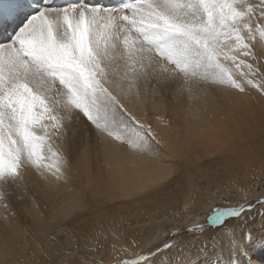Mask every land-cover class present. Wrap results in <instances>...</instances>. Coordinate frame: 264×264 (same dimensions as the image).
Segmentation results:
<instances>
[{
    "label": "snow or ice",
    "instance_id": "6c2138e0",
    "mask_svg": "<svg viewBox=\"0 0 264 264\" xmlns=\"http://www.w3.org/2000/svg\"><path fill=\"white\" fill-rule=\"evenodd\" d=\"M209 89L264 99V0H0V207L12 220L13 196L39 209L29 172L46 193L84 172L87 181L53 208L51 225L67 238L58 264H256L264 226L257 241L248 222L264 221V180L245 183L225 169L213 187L190 180L173 190L184 164L164 157L172 145L160 128L170 122L149 115V96L155 107L170 90L193 99ZM93 139L109 163L121 149L133 156L105 188L87 173ZM207 196L224 206L200 223L196 205ZM148 198L147 232L103 211L109 200ZM89 212L85 227H67Z\"/></svg>",
    "mask_w": 264,
    "mask_h": 264
},
{
    "label": "bare ground",
    "instance_id": "6f19581e",
    "mask_svg": "<svg viewBox=\"0 0 264 264\" xmlns=\"http://www.w3.org/2000/svg\"><path fill=\"white\" fill-rule=\"evenodd\" d=\"M156 99L159 101V97ZM228 102L231 103L229 111L224 107ZM147 103L149 110H151L153 107V99L151 96L147 98ZM152 111H149L150 116L154 117L155 115H159L164 124L170 122V127L160 128L164 140L172 145L171 151L168 149L163 150L164 157L165 159L171 158L174 162H182L184 164L182 173L191 174L196 166L200 167L202 164H205V167L209 170L203 171L207 172L209 178L215 182V177L225 169H230L234 173L235 162L241 157L242 152L245 155L251 156L252 165L261 168L260 163L264 157L260 153L255 152L259 146L264 145V99L260 98L259 95L253 93L252 96H241L236 93H226L218 90L214 92V90L209 89L205 94L188 99L187 96H176L174 90H170L165 94V99L157 103L152 108ZM157 123L153 119L154 126ZM79 138L80 136L78 140L82 137ZM222 138L224 139L221 142ZM84 142V144H88L86 140ZM92 143L97 145L94 139ZM91 157L95 160L105 159L104 149L96 147L93 152L89 151L88 159ZM229 158H231L230 161ZM134 159L145 165H152L157 168L161 164L160 161H150L140 156H135ZM217 161H223L225 164L217 165ZM208 162H211L209 163L210 168L206 165ZM132 163V154L125 153L121 149L119 157L109 163L110 171L107 176L100 174L94 175L90 171L87 173L97 179L101 188H105L116 175L123 174V168H130ZM77 171L80 170L76 169L74 173ZM236 175L245 183H255L252 180L253 177H256L258 181L264 180V173L258 174L257 171H255V175L247 173H237ZM206 177L208 176L206 175ZM80 179L86 182L87 175L81 172ZM80 179H77L73 184L53 186L52 190L46 193L42 187H39L42 184L40 178L31 172L28 173L26 183L29 184L28 187L31 191H38L37 199L40 202V207L39 209L33 207L30 199L26 200V202H21V204H17L16 212L19 215L16 220H12V217L8 215L9 221H12L11 224H9V221H5V215H2L4 225H10V227L5 228V235L3 236L5 238L1 239L0 264H6L9 257L17 258L19 264H53L52 257H56L54 255L55 252H42L38 247L39 244L44 246L51 245L49 236L53 229L56 230L57 237L65 238L59 230L51 225L53 208L59 204L66 203L73 197V192L70 189L75 188L79 190ZM133 179L137 178L133 177ZM180 182L181 179L177 178L171 185L172 189L175 190L176 183ZM89 200L92 201L93 198L90 196ZM153 200L154 198H148L146 200H140L136 204L129 203V201L125 200H109L104 211L114 213L115 207L123 209L129 205L130 208L135 206L140 208L146 202ZM209 200L212 202L202 204L197 212L207 211L210 205L216 201L215 198L211 197H209ZM24 203L31 208V211H25L24 209L25 212L22 211L21 205L23 207ZM45 204H47V207H45ZM91 216L92 212H89L86 216H81L79 220L67 223V227H85ZM197 218H199V215H197ZM130 220L134 226L133 230H135L137 224L141 229L148 226L147 222H134L131 216ZM81 221H85V224H82ZM17 222L19 225L20 223L24 224L25 227L22 230H17ZM248 224L250 227L252 224L251 220ZM29 237L39 238L34 242L35 248L31 256L32 263L26 262L28 253L24 255L26 246L25 239L27 240ZM6 244L7 248L5 247ZM66 245L67 238L62 242L60 241L57 248L61 250L62 246ZM45 252L53 254L50 260L46 258L47 256L44 257ZM253 252L256 264H261L262 256L255 250ZM60 258L62 257L60 256Z\"/></svg>",
    "mask_w": 264,
    "mask_h": 264
},
{
    "label": "rangeland",
    "instance_id": "374dc122",
    "mask_svg": "<svg viewBox=\"0 0 264 264\" xmlns=\"http://www.w3.org/2000/svg\"><path fill=\"white\" fill-rule=\"evenodd\" d=\"M215 91H217V90H214V92ZM224 107H225V109L227 111H229L230 107H231V103H229V102L226 103L224 105ZM152 108H154V107H152ZM152 108L149 111H152ZM79 127H80V134L77 135V137H76L77 139H76V141L73 142V147H72V150H73L74 153L80 149L81 142H82V139H83V125H80ZM79 136H80V138L82 137L81 139L79 138L80 140H78ZM223 139L224 138H222L221 142L223 141ZM85 146H89V145L85 144ZM96 147H98L99 149L103 148V147H101L99 145H96L95 143H92V144H90V151L93 152ZM255 152L256 153H260L262 155V157H264V145L259 146L255 150ZM145 158H147V157H145ZM230 159L231 158H229V161H230ZM209 163H211V162H208L206 164V165H208V167H209ZM216 164L217 165H224L225 163L223 161H217ZM89 166H90V168H89ZM260 166H261V168H257L256 165H252L251 164V156L250 155H245L242 152L241 157L238 160H236V162H235L234 173H236V174L237 173H247V174H252V175H255V171H257L258 174L259 173H264V158H262ZM86 167H87V172L90 171L94 175L95 174H100L102 176H107L109 174V171H110L109 162L106 161L105 159L95 160L93 157H91L90 159L87 160ZM198 167L199 166H196L191 174L190 173H182V176L180 178H178V179H181L180 184L182 185V188L183 187H187L188 182L190 180L194 183L195 186H198V187L207 188V187H213L214 186L215 182H213V179H210L208 173L203 171V170H209L208 168L205 167V164H202L199 168ZM74 170H76V168H74ZM206 175L208 177H206ZM176 179L177 178H172L173 182L176 181ZM28 186H29V184H28ZM209 197L210 196H208L207 198L206 197H201L198 200V202H197L195 212H196V216L199 215L198 219H199L200 223H205L206 220H207V217L213 212V210L215 208L224 206L219 200L216 199V201L213 202L210 205V207L208 208L207 211H205V212H197V211H199V207L202 204L212 202V201L209 200ZM211 198H213V197H211ZM11 202H12L13 209L16 211L17 204H21V202H23V201L17 200L15 198V196H13V197H11ZM24 206L28 207V206L25 205V203H24L23 207L21 205V208H22L23 212H25L24 211L25 210ZM154 208H155V203H154V200H153L151 202H146L140 208H138L137 206H135L133 208H130V205L128 207H126V208H123V209H118L117 207H115L114 214L122 213L129 220H130V216H131V217H133V221L134 222H138V221L147 222L148 226L143 229L145 232H147L148 230H150L151 228H153L155 226L154 224H151L149 222V219H148V217L150 216V214L152 213ZM104 210H105V208L103 209V211ZM2 215H10V214L7 213L6 210L3 207H0V248L2 246L1 245L2 244V240L1 239L5 238V237H3L5 235V228L7 229L8 227H10V225H8V226L4 225V220L2 218ZM18 215H19V213H18ZM20 218H18V220H20ZM256 218H255L254 221L251 220L252 224L250 225V227L253 229V232H254V235H255L257 241H259L261 239L262 233L260 231H261L262 226H264V221L262 222L260 217H258V216H256ZM232 223H235V221H232ZM249 223H250V220H249ZM23 227H25L24 224L20 223V225H19L18 222H17V230H22ZM209 231L211 232L212 230L210 229ZM52 236H55L56 239L52 240L51 239ZM49 237H50L49 241H50L51 245L44 246V245L39 244L38 248L40 250H42V252H44V251H51V252L60 251V248H57L58 244H59L60 241L61 242L64 241V239L66 237L65 238L64 237H57L56 236V230H54V229H53V231H52V233H51V235ZM33 238H35V239H33ZM190 238L191 237H189L185 233V239L187 240V239H190ZM38 239H39L38 237H29L27 240L25 239L26 246H25L24 255L28 253L27 258H26V262L27 263H32L31 256L33 255V250L35 248L34 247V242L37 241ZM253 250H255L262 257H264V248H261L259 246V244L254 245L253 246ZM45 256L46 255H44V257ZM56 257H54V258L52 257L53 264H56V263L58 264L57 261L61 260L60 256H56ZM46 258H48V260H50L48 256ZM6 264H19V260L17 258L9 257L8 258V262Z\"/></svg>",
    "mask_w": 264,
    "mask_h": 264
}]
</instances>
